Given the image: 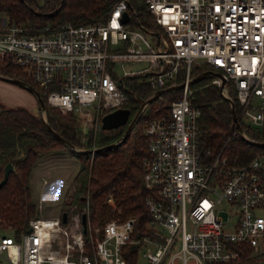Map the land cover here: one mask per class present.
Returning a JSON list of instances; mask_svg holds the SVG:
<instances>
[{
    "label": "built area",
    "instance_id": "obj_1",
    "mask_svg": "<svg viewBox=\"0 0 264 264\" xmlns=\"http://www.w3.org/2000/svg\"><path fill=\"white\" fill-rule=\"evenodd\" d=\"M138 1L162 36L143 27L136 10L129 13V0H116L105 21L77 25L16 22L0 14V61L21 68L46 90L48 104L73 113L93 132L102 130L96 122L103 114L124 107L129 89L123 77L143 76L160 89L184 71L177 82L183 83L181 96L167 115L144 127L143 182L155 191L145 199V233L132 236L134 216L92 225L87 204L43 216L39 198L40 215L27 231L19 238L0 234V258L10 264H264V216L258 212L264 150L242 164L200 150V109L190 84L192 63L208 64L226 78L224 94L228 82L233 85L239 118L264 125V0ZM126 62L146 65L125 69ZM211 83L220 86L221 79L212 76ZM106 201L115 206L112 195ZM248 252L263 258L242 261Z\"/></svg>",
    "mask_w": 264,
    "mask_h": 264
},
{
    "label": "trees",
    "instance_id": "obj_2",
    "mask_svg": "<svg viewBox=\"0 0 264 264\" xmlns=\"http://www.w3.org/2000/svg\"><path fill=\"white\" fill-rule=\"evenodd\" d=\"M116 0H0V14L11 21L32 23L71 22L83 24L105 21L110 8ZM130 9L140 15L145 28L155 30L160 36L163 30L155 25L153 16L138 0H129ZM137 26V24H135ZM210 69L205 63L194 62L191 65V77L203 70ZM0 73L22 79L39 90L45 105L50 126L73 145L82 149L102 146L118 141L126 124L109 131H88L81 127V121L71 112L63 114L46 100V90L37 85L25 72L9 60L0 61ZM183 69L167 86L183 80ZM212 77L202 78L191 84L193 103L200 109L198 118V148L208 157L218 153L229 163L247 162L257 150L264 147L248 143L236 131L230 103L216 84L210 83ZM123 83L128 87L129 95L124 107L130 109L131 117L140 106V99L148 97L157 87L151 86L146 77L125 76ZM228 88L235 103V111L240 116L239 102L233 85ZM181 89L161 93L149 103L139 119L134 123L128 135L117 145L90 153L75 151L60 142L46 127L38 108L33 113L25 107H6L0 103V180L8 162L13 164L7 180L0 186V229H9L15 238L27 231L31 218L38 217L36 201L32 197L30 175L38 159L47 153L63 149L79 161L74 176L70 205H88L89 219L92 225H101L105 221L119 218L124 220L134 216L133 237L145 233V224L150 219L145 199L154 195L152 188L143 182L142 160L148 155L144 127L149 119L167 115L169 104L179 98ZM244 133L251 139L264 141V125L253 127L240 118ZM264 182V169L262 170ZM112 195L115 206L106 201ZM64 209V208H63ZM3 235V234H1ZM251 253V252H250ZM245 257L244 262L257 261L262 256Z\"/></svg>",
    "mask_w": 264,
    "mask_h": 264
},
{
    "label": "rangeland",
    "instance_id": "obj_3",
    "mask_svg": "<svg viewBox=\"0 0 264 264\" xmlns=\"http://www.w3.org/2000/svg\"><path fill=\"white\" fill-rule=\"evenodd\" d=\"M38 2H42V0H38ZM145 65V62H126L124 63V68L137 70L143 68ZM116 73L119 77L123 75V71L119 66H117ZM13 101L15 104L9 103ZM0 103L6 107H25L33 113L38 112V102L33 92L16 83L3 79H0ZM96 124V126H100L101 120L99 122L97 121ZM82 126L83 125L81 124V127ZM90 130L93 129H88V131ZM78 168V159L70 156L67 151L63 149L47 153L38 159L30 175V188L34 200L37 202L39 197H41V186L43 182L45 183L47 179H51L52 182L55 183L54 190H51L53 196H51L49 200L43 199V216L58 215L62 208H66L64 206L67 202V198L68 201H70L69 189L71 187V190H73L74 176L77 173ZM71 206L72 205H70V207ZM258 212L264 216V205L259 208ZM223 216L226 218V214ZM10 233L9 229H0V234Z\"/></svg>",
    "mask_w": 264,
    "mask_h": 264
},
{
    "label": "water",
    "instance_id": "obj_4",
    "mask_svg": "<svg viewBox=\"0 0 264 264\" xmlns=\"http://www.w3.org/2000/svg\"><path fill=\"white\" fill-rule=\"evenodd\" d=\"M128 18V12L124 11L123 12V16H122V20H126ZM212 77V76H216L219 77L221 79V84L219 86V90L221 92V94L228 99L229 103H230V107H231V112H232V118H233V122H234V127L237 131V133L243 138L245 139L248 143L250 144H254L257 146H261L264 147V141H257L254 139L249 138L243 131L242 125L240 123V118L237 115L236 111H235V103H234V99L232 98L229 88L226 89L228 95L224 94V90H225V82H226V78L221 74V72L219 71H214L211 69H207V70H203L202 72L198 73L197 75L193 76L190 80V84L205 78V77ZM0 79L12 82V83H16L21 87H24L26 89H28L29 91L33 92L34 95L37 98V102H38V108L40 110L41 113V118L43 120V122L45 123L46 127L48 128V130L63 144H65L66 146L72 148L75 151H79V152H85V153H91V149H82L79 148L75 145H73L72 143H70L67 139H65L63 136H61L57 131H55L50 124L48 123V119H47V115H46V105L45 102L39 92L38 89H36L33 85H31L30 83L16 78V77H11V76H7L4 75L2 73H0ZM121 81V78H120ZM183 87V83H176L170 86H167L165 88H160L155 90L152 94H150L148 97L144 98V99H140V106L137 109V111L135 112V114L131 117V119L129 120V116H130V109L127 107H119L116 108L114 110H111L109 112H106L105 114L102 115L101 117V129L103 131H109L112 129H115L117 127L123 126L126 124V128L125 131L122 135V137L113 143L110 144H106V145H102V146H98L94 149V152H100L102 150L105 149H109L115 145H117L120 141H122L130 132L132 126L134 125V123L139 119V117L141 116V114L144 111V108L151 103L153 100H155L161 93L166 92V91H170L173 89H180ZM13 170V164L11 162H8L5 167H4V171H3V177L0 180V186L7 180L8 174L10 171ZM62 217V221L66 222L67 221V212L63 211L61 214ZM82 223L84 225L83 230L86 231V215L85 213L82 214Z\"/></svg>",
    "mask_w": 264,
    "mask_h": 264
},
{
    "label": "crops",
    "instance_id": "obj_5",
    "mask_svg": "<svg viewBox=\"0 0 264 264\" xmlns=\"http://www.w3.org/2000/svg\"><path fill=\"white\" fill-rule=\"evenodd\" d=\"M9 103L10 104H12V103L15 104L14 101L13 102H9ZM41 187H42L41 197H39V198L40 199L42 198L44 200H47V199L49 200L51 198V196H53V193H52L51 190H54L55 183L52 182L51 179H47L45 181V183L43 182V184H42ZM69 192L71 193V187L69 189ZM69 192H68V194H69ZM67 202H68V198H67ZM263 205H264V203H263ZM3 235H12V233H10V234H3ZM0 264H10V263L7 260H5V259L0 258Z\"/></svg>",
    "mask_w": 264,
    "mask_h": 264
}]
</instances>
